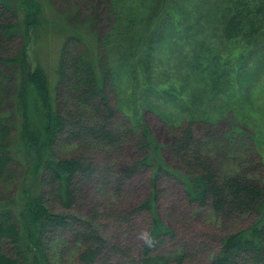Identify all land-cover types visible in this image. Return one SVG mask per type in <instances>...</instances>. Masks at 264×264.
Returning <instances> with one entry per match:
<instances>
[{
    "label": "trees",
    "instance_id": "16d2710c",
    "mask_svg": "<svg viewBox=\"0 0 264 264\" xmlns=\"http://www.w3.org/2000/svg\"><path fill=\"white\" fill-rule=\"evenodd\" d=\"M101 2L104 13L113 19L109 31L95 51L83 36L81 51L70 47V38L65 40L54 90L45 68L29 62L33 33L45 25L43 2L0 0V65H10L16 72L13 121L0 119V183L13 179L14 139L26 155L31 181L17 200L21 207L15 210L11 203L0 202V264H53L48 255L51 230L81 246L73 264H166L169 260L181 264L182 253L173 259L154 253L174 235L158 209L159 183L164 178L182 184L189 201L200 208L209 206L225 223L256 217L221 236L217 252L205 264H264V179L257 173L264 168V154L255 149L262 139L257 135L256 145L250 148L247 141V146L228 142V136L242 138L233 134L238 129L219 133L215 145L221 157L215 160L211 154L216 146L213 149L197 138L202 131L205 134L206 123L236 117L247 96L264 86V0ZM17 37L23 44L14 51ZM130 54L145 60L142 69L126 59ZM152 73L158 78L155 84L150 80ZM76 75L79 86L74 84ZM140 76L144 77L141 94L151 90L166 110L190 118L172 147L176 167L165 160L149 125L138 122L127 109L121 112L110 100L109 86L120 93L131 92ZM10 80L0 66V99ZM126 142L143 153L123 167L120 179L112 158L116 146ZM63 146L78 147L81 152L60 155ZM247 153L261 158L258 166ZM90 154H99L102 161L90 163ZM99 174L106 181L119 180L114 192L121 191L124 181L148 174V193L132 209L113 212L112 208L107 213L96 207L92 213V218L102 217L115 229L126 228L133 215L146 213L150 226L141 262L133 249L109 246L89 218L68 211L77 204L82 182ZM50 192L66 211H50Z\"/></svg>",
    "mask_w": 264,
    "mask_h": 264
},
{
    "label": "rangeland",
    "instance_id": "374dc122",
    "mask_svg": "<svg viewBox=\"0 0 264 264\" xmlns=\"http://www.w3.org/2000/svg\"><path fill=\"white\" fill-rule=\"evenodd\" d=\"M41 1L45 6V25L39 32L33 33L32 40L28 45L29 62L32 67L41 64L45 68L52 88L55 90L58 84L57 68L65 40L70 38V47L74 51H81L84 45H82L83 42L80 41V38L83 36L90 48L95 51L97 42L99 39L102 40L104 38L105 32L109 31L113 19L110 18L109 14L104 13L105 6L102 5L101 0ZM15 41L13 42L15 45L14 51L23 44L20 37H17ZM126 59L133 63L137 70L142 69L144 66L145 60L141 57L137 58L135 54H130ZM0 66L10 74L11 78L5 84L3 91L5 95L0 99V119L5 118L13 121L10 117V111L14 107L13 97L16 93V88L12 79L16 72L15 68L10 65ZM75 68L73 65L72 71ZM149 76H151V82L155 84L158 78L154 73L149 74ZM143 78V76H140L138 84L132 87L131 92L129 90L120 93L116 88L109 86L110 100L113 106L119 108L121 112L127 109L136 115L138 122L143 121L149 125L155 140L162 147L165 160L171 166L176 167L177 164L172 155V147L181 128L189 123L190 118L188 115L183 116L184 114L182 113L166 110L155 99L154 92L151 90H145L141 94L139 89H142ZM79 83L80 80L76 75L74 84L79 86ZM263 87L260 88L256 95L252 93L247 96V100L242 104L241 112L236 117L228 115L221 118L218 124H204L208 126V129L205 128L206 132L204 135V131L199 135L197 134V138L206 140L208 146L214 149L216 146L215 140L219 133L225 134L238 129L233 134L242 138L236 139L228 136V142L236 140L246 146L248 142L249 147L253 148L256 145L254 138L258 135L262 140L259 146H255V149L259 150L260 148L264 154V92L260 93ZM58 102L62 104L63 97H60ZM121 112L119 113V120L123 119ZM12 134L13 136L16 134L15 129L12 130ZM66 138L72 140V138L67 136ZM17 146H19V141L14 139L12 153L15 160L12 161L10 167V174L13 179L0 183V202L11 203L12 209L15 210L21 207V203L17 200L21 199V193L25 187L30 186L31 182L30 165L26 155L20 152ZM217 149L218 147L216 146V149L211 154L215 160L221 157ZM189 150L191 155H193L195 152L193 146ZM59 151L60 155L64 156L81 152L78 147L71 148L66 146L60 148ZM113 153L112 165L117 164L115 171L121 179L123 178V167L129 161L141 157L143 151L133 143L126 142V144L116 146ZM87 154L89 153L87 152ZM247 154L248 158H254L253 155ZM99 156V154L96 156L90 154L87 157L91 158L90 163L99 164L100 160L102 161ZM260 159H252V164L258 166ZM108 163L111 164V162ZM257 173L260 178L264 179V168L260 167ZM147 178L148 174H140L131 181H124L121 184L120 192L112 190L119 185V180L116 182L106 181L101 174L93 179H86L81 184V192L77 198V204L68 209V211L72 214L89 218L109 246L119 245L126 249L131 248L133 249V254L141 262L143 246L147 242L150 226L148 215L146 213L137 216L133 215L132 222L126 228L115 229L106 223L107 221L102 217L92 218V213L96 207L107 213L113 209V212L132 209L148 193ZM159 186V213L165 223L173 229L174 235L154 253L169 259H173L174 256L182 253L185 256H183L181 264L208 263L217 252L221 236L236 231L239 227L249 225L256 218L255 216H249L240 222H236V224L234 221L233 223H225L219 219L218 215L209 206L200 208L189 201L183 185L174 179L164 178L159 183ZM47 198V205L50 211H66L64 207L61 208L60 204L56 203L53 192L48 193ZM48 238H51L48 242V255L53 264H73L76 262L77 254L82 249L78 243L70 240L71 237L68 235L55 230H51L48 233ZM6 251L10 254L13 252L10 246L6 248ZM166 264L177 263L169 260Z\"/></svg>",
    "mask_w": 264,
    "mask_h": 264
}]
</instances>
